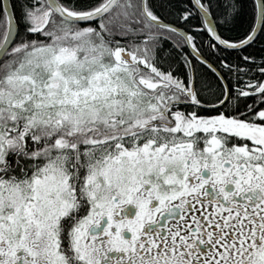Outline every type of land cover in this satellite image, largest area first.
<instances>
[{
    "label": "snow or ice",
    "instance_id": "6c2138e0",
    "mask_svg": "<svg viewBox=\"0 0 264 264\" xmlns=\"http://www.w3.org/2000/svg\"><path fill=\"white\" fill-rule=\"evenodd\" d=\"M0 264H264V0H0Z\"/></svg>",
    "mask_w": 264,
    "mask_h": 264
}]
</instances>
